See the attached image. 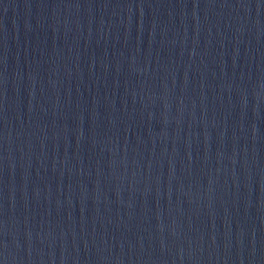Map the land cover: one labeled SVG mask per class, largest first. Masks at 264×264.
<instances>
[{
  "label": "water",
  "instance_id": "1",
  "mask_svg": "<svg viewBox=\"0 0 264 264\" xmlns=\"http://www.w3.org/2000/svg\"><path fill=\"white\" fill-rule=\"evenodd\" d=\"M0 264H264V0H0Z\"/></svg>",
  "mask_w": 264,
  "mask_h": 264
}]
</instances>
